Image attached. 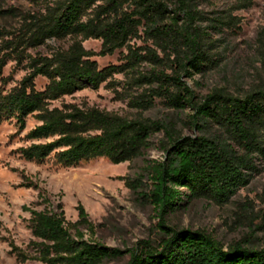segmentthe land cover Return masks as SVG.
Segmentation results:
<instances>
[{
	"label": "trees",
	"instance_id": "1",
	"mask_svg": "<svg viewBox=\"0 0 264 264\" xmlns=\"http://www.w3.org/2000/svg\"><path fill=\"white\" fill-rule=\"evenodd\" d=\"M6 1L0 0V19L16 16L12 8H4ZM27 1L38 11L21 15L19 33L2 41L6 55L24 59L27 48L47 40H67L69 46L49 57L29 58L30 73L17 87L0 92V121L13 119L22 131L26 119L33 117L39 125L26 139L49 142L22 149V158L41 162L55 153L56 164L63 168L97 159L112 165L133 162L143 158L151 138L160 134L161 161L148 162L140 179L125 182L133 192L140 190L137 198L158 219L159 236L154 244L141 242L130 251L110 249L94 238L95 226L81 205L77 220L68 222L61 205L53 206L39 193L43 208H24L31 236L26 249L8 244L16 262L109 264L127 254V264H264V213L257 228L261 238L248 236L227 246L204 232L167 224L195 201L230 204L258 172L256 162L264 164V75L238 94L215 90L203 97L184 81L217 66L219 41L212 35L233 27L232 12L251 2L235 0L229 12L208 17L200 7L219 0ZM89 40L100 42L97 54L83 48ZM122 50L119 65L98 69L93 60ZM114 75L126 81L122 90L137 111L133 118L87 105L49 107L52 101L86 88L96 90L108 80L118 86ZM38 76L47 81L41 92L34 84ZM155 101L171 112L167 119L142 116ZM184 131L194 136H184Z\"/></svg>",
	"mask_w": 264,
	"mask_h": 264
},
{
	"label": "rangeland",
	"instance_id": "2",
	"mask_svg": "<svg viewBox=\"0 0 264 264\" xmlns=\"http://www.w3.org/2000/svg\"><path fill=\"white\" fill-rule=\"evenodd\" d=\"M234 1H214L200 9L208 17L222 16L229 12ZM248 1L251 3L246 9L232 12L236 19L233 27L224 29L219 35H212L219 41L217 66L203 76L194 75L184 80L196 95L203 97L215 90L238 94L264 75L260 64L264 58V0ZM4 8H12L16 16L0 19V59L7 56L0 71L1 93L17 87L30 73L29 58L49 57L56 50H66L69 46L67 40H47L41 46L27 48L23 53L24 59L17 60L13 55H6L8 51L4 50L2 41H11L13 34L19 33L21 15L34 14L38 8L27 0H7ZM131 44L141 45L139 41ZM82 46L95 54L100 50L99 41H85ZM123 55L124 50L112 56L94 57L93 60L98 69H103L121 64ZM112 80L119 85L113 87L108 80L96 90L86 88L52 101L49 107L87 105L125 118L135 117L137 111L129 106L125 97L127 93L122 90L126 83L124 77L114 75ZM34 84L36 90L41 92L47 81L38 76ZM132 92L139 93L141 90ZM170 114L155 101L154 107L142 116L163 121ZM38 125L33 117H28L24 129L19 131L13 119L0 121V264H18L10 254L8 244L26 249L31 236L28 229L29 214L24 208L34 206L41 210L43 207L39 205V193L47 197L53 206L60 204L68 222L77 220L76 208L81 205L95 226L94 238L110 249L125 252L135 249L141 242L154 244L156 236H159L156 228L158 219L150 207L140 203L137 198L140 190L133 192L125 182L140 179L148 162L161 161L158 143L162 136L159 134L151 138V148L143 158L130 163L112 165L105 159H97L81 162L76 167L63 168L56 164L55 153L41 162H28L22 158V149L31 144L49 142L26 139V135ZM184 136H194V132L184 131ZM256 166L258 172L246 187L237 192L230 204L216 207L205 201H195L185 211L169 217L168 226L204 232L224 246L248 239V236L261 238L263 235L257 228L264 213V164L256 162ZM128 261V255L124 254L118 262L109 264H127Z\"/></svg>",
	"mask_w": 264,
	"mask_h": 264
}]
</instances>
